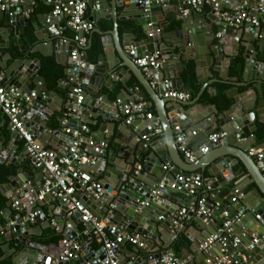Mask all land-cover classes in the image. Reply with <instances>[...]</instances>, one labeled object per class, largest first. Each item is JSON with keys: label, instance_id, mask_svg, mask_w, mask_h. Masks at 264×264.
Masks as SVG:
<instances>
[{"label": "water", "instance_id": "95a60500", "mask_svg": "<svg viewBox=\"0 0 264 264\" xmlns=\"http://www.w3.org/2000/svg\"><path fill=\"white\" fill-rule=\"evenodd\" d=\"M146 0H114L112 5L116 9L113 13L114 29L111 34L118 33V11L117 8H122L126 12L134 11L129 17L122 19H135L136 25L139 29L138 39L135 38L133 31L136 27L125 29L126 40L128 45L133 47L135 54L126 53L121 43V49H118V58L115 66L109 72L100 68H95V65H87V56H79L73 58L72 52L74 50L73 44L70 42L66 47V59L63 64L67 67L66 74L68 79L80 74H90L94 70V84L97 87L94 94H100L101 84L103 82L104 74L109 76L114 75L118 67L122 70L118 73L121 78V73L126 74L130 69L132 74L136 76L138 81L142 84L144 89L139 93L143 97L149 95L158 108V116L162 126L164 127L165 138L160 141H152L150 143H142L136 155L131 162L127 163V169L123 172L107 167L109 163L110 153L108 149H104L102 153H97L96 148L99 143H109L104 132L106 126L103 125L96 132L97 134L86 135V143L82 145L78 158L75 160V165L85 168L86 170L95 172V177L90 178L89 175L84 174L83 177L90 180L100 182L105 188V193L96 198L89 192L85 191V187L80 184L77 189L80 190L86 206L92 210V205L98 203L103 207L106 216L110 222L113 223L121 232L131 231L133 235H141L146 242L147 247L141 248L136 246L132 251L127 250L129 241L123 240L115 248L116 257L119 264H161V258L173 251L169 249L173 243V223L168 217L166 220H160L161 215L169 216L177 213L183 208L188 209V214L191 219L196 222L198 229L201 232V239L196 241L198 248H202L207 240L216 234L219 228L223 225L226 219L233 220V231L225 233L223 238L227 243V252L222 250L220 242L214 243L209 251L202 255L209 264H216L219 259L220 264H236L234 258H229L230 263L223 261L225 254L233 252L232 241L236 237H246V244L253 240L254 233H258L263 237L260 245H257L253 250H246L249 257L248 262L242 264H264V225L257 219V215H261L264 220V177L257 168L255 160L247 153L250 144L241 145L237 141V135L252 136L257 131L256 126V112L250 110L251 108L246 104L245 95L239 93L238 90L232 89L231 98L237 97L227 109L223 110L219 117H216L214 127H202V135L208 138L209 135L219 131H226L228 137L225 141L215 144L216 150L206 155L200 163H191L188 159L182 158V153L179 151L175 138V125L179 124L186 130H194L195 126L189 122L188 114H180L185 112L183 108L187 102L174 98H167L166 92L169 90H181L183 87L180 79V69L178 67L183 65V60H194L195 64L203 69L205 74L209 73L214 76L213 71H219L218 78L212 81L231 82L235 86L240 85H262L264 84V37L261 27L252 24H244L239 28L227 27L223 40L216 39L214 30L208 35L209 38H203L200 34V24L203 16L199 11L193 10L190 5L183 4L184 0H179V9L182 7L189 12L181 13L180 18L174 17L177 20V29L174 31L162 32L160 21L163 20L162 13L155 12L158 3L154 0L148 7ZM92 5V2H89ZM103 7L100 5V9ZM24 9H29L23 2L13 5L12 0H8L4 9H0V18L4 21V29H0V59L3 64L0 65V84L6 88L11 86L22 87L25 83V78L31 77L32 74L38 70V58L31 59L30 52L24 44L22 35L27 31L26 26L30 25L29 18H21ZM102 13V12H101ZM95 21V17L90 18ZM203 23V22H202ZM227 26L226 23H223ZM47 29V28H46ZM4 32L8 33L9 38L3 37ZM15 32L17 36V44L20 46L21 54L17 52H9L11 48V34ZM97 32H101L97 29ZM152 33V34H150ZM166 33H175L178 42L171 43L167 39ZM6 35V34H5ZM239 36V40H235ZM254 38L260 40L259 48L252 43ZM62 40L61 38H58ZM163 40V42H162ZM57 42V41H56ZM103 43L106 45V39L103 38ZM235 43V46H234ZM13 45H16L14 42ZM243 47V48H241ZM175 48L179 49L178 60L175 64L170 63L174 55ZM229 48L234 49L229 52ZM154 51H160L164 58L163 67L172 68L171 77L176 78L173 81L166 82L168 74L150 68L144 72L134 62L138 56H144ZM58 61L59 54L57 53ZM172 56V57H171ZM241 56L243 58L242 66V82H238L236 78L230 76V65L235 57ZM11 61V63H9ZM85 65V66H84ZM152 77V79H150ZM201 80L202 77L199 76ZM65 81H68L67 79ZM127 82V80H125ZM152 83H155L153 85ZM166 83V84H165ZM167 85V86H166ZM103 86V84H102ZM83 87H89V80L83 81ZM174 87V88H173ZM74 86L71 85L70 91H73ZM29 92L31 89L28 90ZM255 93L254 90L250 91ZM247 95V94H246ZM173 102V110L167 111V104ZM103 98H84L81 103H77V99L71 105L75 110L74 114L68 119L66 125H63L64 116L60 115L58 118L61 121L60 128L54 131L56 136L64 138L65 144H72V131L79 126L87 123L97 124L99 117L102 121H107L113 114L111 109L105 105ZM258 108L264 112V100L258 104ZM118 110V107H117ZM50 114L47 107V100L41 96L37 97L31 105L24 107V115L28 118L27 127L32 129L34 127L38 132L47 130V122L45 121ZM114 116H117L115 113ZM104 124V123H103ZM148 124V123H147ZM5 124H3L4 126ZM136 129L135 134L143 136L148 134L146 124L137 121L133 124ZM65 128L70 129L71 132H66ZM201 128V127H200ZM64 129V131H62ZM32 131V130H31ZM34 131V130H33ZM195 131V130H194ZM0 135V163L10 164L16 167L15 170L8 176L10 181L7 185H0V190L6 198L7 204L12 205L16 200H19L18 205L20 210L26 209V215L39 211L42 206L51 211L52 222L56 217L57 222L63 224L68 221L67 227L64 229L65 240H77L78 233L75 231V226L82 223V214L74 212L70 214V209L67 203L58 197H55L50 192L43 193L44 185L41 179L31 181L29 172H38L41 178L44 177L43 169L38 168L36 164L31 161L27 151L23 153L19 149V134L13 132L8 127V131H3ZM34 137H38V133L33 132ZM254 137V136H253ZM206 138V140H207ZM88 149L87 154L95 158L94 163H81L85 149ZM179 157L188 167L183 166L176 157ZM167 164L172 165V169L165 168ZM10 167V166H9ZM237 170L244 173V177L251 178L257 185V189L247 194L244 199L233 200L232 196L228 199V206H220L213 208V202L208 200L206 208L213 211L211 218L206 220L204 214L198 216L195 211L197 206L195 203L198 200L197 196H193L183 186L187 179L193 173L208 175L205 180L211 185L210 189H214L215 196L219 197L221 192L219 187L227 186L228 182L236 176ZM207 171V173H206ZM236 171V172H235ZM245 171L247 173H245ZM182 177L181 181L178 178ZM5 188H10L4 190ZM201 188V186H198ZM155 191H158L157 194ZM14 196V197H13ZM146 200L147 204H144ZM219 202L223 203V198L219 197ZM2 210H0V214ZM10 215H4L5 222L3 227L10 225V229L20 232L15 238L17 246L22 247L13 258L12 264H106V252L99 244L96 246H88L81 253L76 261H57L59 256L64 254L66 249L65 244L62 243L59 249L52 250L51 247L29 240V230L31 224L26 223L22 218L16 217L13 210L9 209ZM228 212V217L224 213ZM104 218L103 215L98 216ZM1 219V217H0ZM187 225V221L183 226ZM87 233L91 236L89 241H94L90 227H87ZM168 231H166V230ZM248 231V234H245ZM245 244V245H246ZM244 245V246H245ZM163 250H160V249ZM243 247L240 246L239 250ZM214 255H210V252ZM130 252V254L128 253ZM123 253L128 256L122 258Z\"/></svg>", "mask_w": 264, "mask_h": 264}, {"label": "crops", "instance_id": "0c3cea01", "mask_svg": "<svg viewBox=\"0 0 264 264\" xmlns=\"http://www.w3.org/2000/svg\"><path fill=\"white\" fill-rule=\"evenodd\" d=\"M114 0H89V2H92V5L89 4L88 7V17H95V28L89 35L88 44L86 46V49L84 51L85 56H87V66L93 64L95 65V68H100L106 71L112 70L114 64L117 62L118 58V49H121V43L123 44V48L125 49L126 53L128 50V47L130 45L127 44L128 41L125 37V29L136 27L133 31V34L135 35V38L138 39L139 35V29L136 25L135 19H122L123 17H129L132 12L129 11L126 12L123 11L122 8H117L118 11V33L116 35L111 34V31L114 29L115 23L113 19V13H116L115 7L112 5V2ZM163 4H159L157 8L155 9V12L162 13L163 15L161 18H163L162 21H160V25L163 26L162 32L167 31H174L177 29V20L174 19V17L180 18L181 13L179 9V0H163ZM260 0H231L230 6H225L226 10L233 11L236 7L243 6L246 3L248 4V9L250 6L255 4ZM25 5L29 7V9H24L21 18H29L30 19V25L26 26L27 31L24 35H22V38L24 40V44L27 46L28 51L30 52L31 59L38 58V70L35 71L31 77L25 78V83L22 85V89L28 91L31 90H39L42 91L41 88L43 87V79L39 74V70L42 66V59L43 57H52L58 64L63 66L65 68V73L67 67L63 64V61L66 59V47L68 43L64 42L63 40H59L57 37L53 36L48 32L45 25V19L47 14L50 12L48 9L51 8V6L46 5L42 0H22ZM38 2L42 4L40 7L38 5ZM8 3V0H5L4 5ZM96 3H99L103 8L97 9ZM13 5H16L12 3ZM40 9L39 12L35 13L36 9ZM2 9V8H0ZM251 12V10L249 9ZM102 12V13H101ZM29 13L27 16L26 14ZM201 15L203 16V20H201L200 24V34L201 36L205 38H209V34L212 30L216 33L224 27L223 22L217 19L213 13L211 12V9L209 6H205L202 11H200ZM255 16H259V12H251ZM57 21V20H56ZM203 22V23H202ZM30 27V28H29ZM263 30V37H264V24L260 26ZM0 29H4V21L2 18H0ZM30 29V30H29ZM97 29H99L101 32H97ZM227 29V27H226ZM6 34V35H5ZM65 35L70 36V32H66ZM167 39L171 43L178 42V38L175 33H166ZM3 37L9 38L8 33L4 32ZM1 38V35H0ZM103 38L106 39V45L103 43ZM235 40H239V36L235 37ZM217 39V37H216ZM57 41V42H56ZM16 43V45H13V43ZM163 42V40H162ZM260 42L259 39L254 38L252 41L253 44L256 45V49L259 48L258 43ZM73 44V42H71ZM235 46V43H234ZM243 48V47H241ZM4 48H0V51H2ZM234 49L229 48V52H233ZM9 52H17L18 54H21L20 46L17 44V36L15 35V32L11 34V48L8 50ZM61 62L58 61V56ZM179 49L175 48L173 58H170V63L175 64L177 62ZM82 55V56H83ZM171 56V57H172ZM11 63V61L9 62ZM188 63H192L196 67V77H197V84L200 86V91L195 97H191L189 100L185 101L187 104L183 107L185 109V112L180 114L182 116L183 114H188L187 118L189 122H192V124L195 126L194 130H186L184 127V131L187 133L188 138V145L193 150H198L199 147L205 143L206 138L204 135H202V127H211L215 124V120H217L216 117H219L221 112L225 109L218 106L216 103H213L210 99L214 97L217 93V89L214 86L215 83L219 81H212L214 78H218L220 75L219 71H213L214 76H210L209 73L205 74L203 69L199 68L194 60H183V65L178 67L180 69V79L182 80V91H189V88L184 82L183 79V70L185 65ZM3 64L2 60L0 59V65ZM85 66V65H84ZM122 70L118 67L117 71L114 75L109 76L107 73L104 74L103 78V86L101 84L100 88V94L97 96L94 94L96 90V86L94 84V70L90 74H80V77L84 81L85 79L89 80V87L84 88V98L88 99L90 97L94 98H103L105 100V106L108 109H111L113 111V114L117 113V116L112 115L107 121L103 122L101 117H99V122L97 124L94 123H87L91 128V134H97L96 132L99 130V128L103 125L106 126V130L104 132L107 140H109V143L105 147L108 149L110 153L109 157V163L107 164V167L117 170V172H123L125 169H127V163L131 162L136 155L137 151L139 150V147L142 146V143H150L152 141H160L165 138L164 135V127L163 132L160 135L153 136L150 138V140H143L142 136L139 134H135L136 129L140 127V125H137L135 128L132 125L127 124L125 122V116L122 113V111L118 108L115 104L117 100H122L123 102L130 101V100H136L141 99L145 102H147L149 109L155 116H158V108L155 103H153L151 97L147 95L146 97H143L142 95H139V93L144 89L142 84L138 81L136 76H134L130 69L127 70V73H121V78H119L118 73H120ZM160 72H165L168 74V77L166 78V82L173 81L176 78L171 77L172 68H164L163 66L157 70ZM199 76L202 77V79H199ZM68 81H65V80ZM152 79V77H150ZM127 80V82L125 81ZM243 79L240 81L242 82ZM42 82V85L40 83ZM223 82V81H221ZM239 82V81H238ZM155 85V83H152ZM166 84V83H165ZM72 85L71 79H68L67 74L64 78H62L59 81V85L57 89L45 91L47 96V107L50 110L49 117L45 120L47 122V130L44 132H38L34 127H32V132L38 133V137L36 139L39 140L45 147L50 149H59L64 144V138L61 136H56L54 131L60 128L61 121L59 120V116L63 115L65 116L64 110L67 108L68 101L66 99V92H70V87ZM167 86V85H166ZM241 87H245V89H241ZM174 88V87H173ZM232 89L238 90L239 93H243L245 95V101L246 104L251 108L250 110H253L256 112V126L258 129V126L260 123H264V112L263 108L259 109L258 104L261 100H264V95L261 91L260 85H240L235 86L231 85V88L227 92V96L229 99L232 100V103L235 102L237 97L231 98L230 94L233 92ZM254 90L255 93H251L250 91ZM247 94V95H246ZM168 98V97H167ZM173 102H169L167 104V111L173 110ZM159 118V117H158ZM29 120L25 117V122L27 123ZM104 123V124H103ZM142 124L147 125V121H141ZM3 124H5L3 126ZM145 125V126H146ZM9 122L5 115L0 113V135L3 131H8ZM201 127V128H200ZM34 130V131H33ZM64 131V129L62 130ZM219 131V130H217ZM256 133V131H255ZM253 134L252 136H247V141L244 143H240L241 145L250 144L252 145H258V140L256 137V134ZM254 136V137H253ZM19 149L23 151V153L26 152L23 142L19 140ZM261 145V144H260ZM264 146V144H262ZM214 150H216L215 146H211L210 150L206 154H198V158L193 164L200 163L203 161V158L212 153ZM182 158L187 159L183 154ZM176 160L179 161L183 166L188 165L184 163L178 156L176 157ZM0 166L7 167L5 163H0ZM10 170H15L16 167L13 165H9ZM166 168L172 169L171 164H167ZM4 170V169H3ZM2 170V171H3ZM79 170L81 172V175L84 174L89 175L90 178L95 177V172L86 170L85 168H82L79 166ZM0 173V185H7L10 186V179L4 172ZM236 172V171H235ZM207 173V171H206ZM245 173H247L245 171ZM10 175V174H9ZM29 177L32 182L35 180L41 179L43 182V178H41L40 173L38 172H29ZM192 175H200L204 179V185L202 186L204 189V196L207 200H211L214 204L216 202H219V197L223 198V203H220V206H228V199L234 196L236 193V190H239L241 195L238 196V199H244L247 197V194L251 191L257 189V185L254 182L253 179H249L247 177H244V173L237 170L236 176L231 179L227 186L219 187L218 191L221 192L220 196H215L214 189H210L209 186L211 183L207 182L205 178L208 175L193 173ZM10 188H5L4 190H8ZM76 195L82 200V194L80 193V190L77 189ZM14 197V196H13ZM16 200V199H15ZM145 200V199H144ZM8 198L4 196V194L0 190V210H2V214H0V253L2 254L1 259L3 260H10L13 261V258L16 256L21 245L17 246L15 243V238L20 234V232L15 231L13 229H10V225L7 227H3L2 223L5 222L4 215L9 216L10 212L9 209L13 210V214L19 216L18 218H22L25 216L26 209L23 210H16L14 208L13 204L8 205L7 204ZM146 201V200H145ZM144 201V202H145ZM85 202V201H84ZM93 210L92 211L95 215L101 216L103 215L105 218L107 217L106 212L103 210V207L98 204L94 203L92 205ZM39 214L35 218L34 221H26V223L31 224V229L29 230V240L45 244L49 247H51L52 250L59 249L62 245V241L65 240L67 237L65 235L64 229L68 225V221H65L63 224H60L57 222L56 217L53 218L51 216V211L44 206H42V209L37 211ZM160 221V220H159ZM187 225L182 226L180 230H184L185 237L188 240V246H186L180 256V258L191 256L192 260L197 264H209V261L204 258L202 255L204 252H207L204 248H198L196 241L201 239V232L198 229V225L196 222H194L193 219H188ZM75 231L78 233L77 240L82 244L83 250L87 248L88 246H96L97 241L94 240L89 241L91 239V236L87 233V226L82 222L78 226H75ZM166 230V229H165ZM2 231H4L2 233ZM168 231V230H166ZM131 232V231H129ZM169 232V231H168ZM245 234H248V231H245ZM259 235L258 233L252 234ZM243 237H236L241 240V246L244 248V245L246 244V237L242 235ZM261 236V235H260ZM9 241H6V240ZM175 238H173L174 241ZM5 240V243H4ZM247 245V244H246ZM100 246V244H99ZM173 243L170 245L169 249L174 252V254L177 256L176 252L173 249ZM136 247V245L129 243L127 246L128 251H132L133 248ZM82 250V251H83ZM160 250H163L162 248ZM243 250V249H242ZM209 251V250H208ZM130 254V252H128ZM210 255H214V252H210ZM247 255V254H246ZM128 257L126 253H123L122 258ZM248 261L249 257L247 256ZM76 261V259L74 260Z\"/></svg>", "mask_w": 264, "mask_h": 264}, {"label": "built area", "instance_id": "2783aa9c", "mask_svg": "<svg viewBox=\"0 0 264 264\" xmlns=\"http://www.w3.org/2000/svg\"><path fill=\"white\" fill-rule=\"evenodd\" d=\"M22 0H12V3L18 4ZM46 5L51 6L50 12L45 19V25L50 34L57 38H61L64 42H73L74 50L72 56L76 59L84 54L86 46L88 44V38L90 33L95 28V23L88 17L89 0H42ZM154 0H146V5L149 7ZM159 4H163V0H155ZM5 0H0V8L4 9ZM183 4L190 5L193 10L202 11L205 6H209L213 15L226 23L216 33V37L219 40H223L226 27L239 28L244 24H252L260 27L264 24V0H260L250 6L251 12H259V16L253 15L246 3L243 6L236 7L233 11L225 9V6L231 5V0H184ZM96 8L100 9V4L96 3ZM182 14H186L189 11L180 8ZM27 16L29 13L26 14ZM57 20V21H56ZM66 32H70V36L65 35ZM152 34V33H150ZM127 52L131 55L135 54L133 47H128ZM135 64L139 66L144 72H147L150 68L159 70L164 63V58L160 51H154L144 56H138L134 60ZM73 91L69 94V100L64 113L63 125H66L68 119L74 114L75 110L71 105L74 100L77 99V103H81L84 100V87L83 80L80 75H76L71 78ZM42 85V82L40 83ZM41 96L46 98L45 91L31 90L26 91L20 87L11 86L6 88L0 84V113L6 116L9 122L11 131L19 134L20 140L23 142L24 148L28 153L31 161H33L38 168L43 169V185L45 192L52 191L55 197L63 199L70 209V214L74 212H80L82 214L83 223L92 229L91 235L94 240L100 244L106 252L105 263L106 264H119V260L116 257L115 248L123 240H127L130 243L146 248L147 244L143 240L142 236L137 234L133 235L129 231L121 232L117 227L110 222L108 217L100 218L95 215L77 195V185L85 187V191L89 192L96 198L101 197L105 193V188L100 182L90 181L81 175L79 166L75 165V160L78 158L80 148L82 145H88L86 143V135L91 134V128L88 125L79 126L72 131L73 142L72 144H63L59 149H50L45 147L38 139L33 135L31 129L27 127L25 122L24 107L31 105L33 101ZM168 98H174L181 101H187L191 98V93L182 90H169L165 94ZM125 116V122L127 124H133L136 121H147L146 125L148 134L142 136L143 140H150L151 137L160 135L163 132V126L160 119L150 111L147 102L136 99L123 102L117 100L115 103ZM66 132H71L70 129L65 128ZM175 138L179 151L191 162H195L198 158V154H206L209 152L211 146L223 142L227 139L228 133L226 131H217L208 136L204 144H202L198 150H193L188 145L187 133L183 127L179 124L175 125ZM239 142L244 143L247 141V137L244 135H237ZM106 143H99L96 148L97 153H102ZM88 149L84 150L81 163H94L95 158L90 157L87 154ZM247 153L255 160L257 168L260 170L264 177V146L252 145L247 149ZM166 168V166H165ZM183 178H178L181 181ZM204 185V179L200 175H192L187 179L184 184V188L188 190L193 196H197L198 186ZM158 191H155L157 194ZM233 200H236L241 195L239 190L235 191ZM207 198L202 197L197 200L195 205L197 209L196 215L200 216L204 214L206 220L211 218L213 211L206 208ZM20 201L15 200L13 203L16 210H20L18 205ZM146 205L147 202L145 201ZM220 203H213V208H219ZM39 212H33L23 217V220L34 221ZM224 216L228 217V212L224 213ZM19 217V216H17ZM168 217L173 223L172 232L173 238H176L177 232L183 226V223L190 219L188 209L183 208L177 213L170 214L169 216L161 215L159 220H166ZM258 220L264 225V220L261 215L256 216ZM234 221L226 219L223 225L219 228L218 232L211 236L202 248L208 251L211 246L220 242L222 250L227 252V243L223 238L225 233L233 231ZM15 230V229H13ZM4 231H2L3 233ZM263 241V237L260 235H254L251 243L244 246L243 250H239L241 246V240L234 238L231 245L233 252L225 254L223 261L230 263L229 258H234L236 264H242L248 262L246 250H253L257 245H260ZM66 249L64 254L59 256L57 261H69L77 259L82 252V244L78 240L67 241L63 240ZM218 259L216 264H220ZM161 264H197L192 260L191 256L180 258L174 254V252L167 254L161 258Z\"/></svg>", "mask_w": 264, "mask_h": 264}, {"label": "trees", "instance_id": "16d2710c", "mask_svg": "<svg viewBox=\"0 0 264 264\" xmlns=\"http://www.w3.org/2000/svg\"><path fill=\"white\" fill-rule=\"evenodd\" d=\"M38 5L41 7L42 4L38 2ZM49 11L51 10L48 9ZM40 9H36V12H39ZM30 28V27H29ZM30 30V29H29ZM242 66H243V58L241 56L235 57L230 65V76L236 78L238 81L242 80ZM39 74L43 79V87L41 88L42 91H49L53 89H57L59 85V81L65 77V68L58 64L52 57H43L42 59V66L39 70ZM196 67L192 63H188L185 65L183 70V79L189 91L191 93V97L197 96L200 91V86L197 84V77H196ZM233 85L231 82H217L214 86L217 89V93L214 97L210 100L213 103H216L221 108L225 109L228 108L232 104V100L228 98L227 92ZM255 86V85H254ZM261 91L264 95V84L260 85ZM241 89H245V87H241ZM71 92V91H70ZM69 91L66 92V99L69 100ZM66 112V109L64 110ZM256 137L258 140V145L264 144V123H260L258 129L256 131ZM4 169V170H3ZM3 170V171H2ZM4 172L6 176L12 172L9 166L3 167L0 166V173ZM204 188L201 187L197 190V197L198 200L204 196ZM6 241H9L8 239ZM5 243V240H4ZM188 240L185 237L184 230H179L177 232L176 238L173 241V249L176 252L177 256H180L182 250L188 246ZM2 254L0 253V264H12V262L8 260L1 259Z\"/></svg>", "mask_w": 264, "mask_h": 264}]
</instances>
